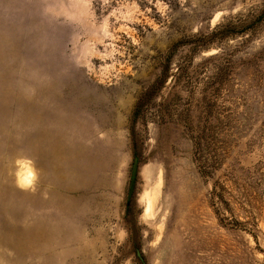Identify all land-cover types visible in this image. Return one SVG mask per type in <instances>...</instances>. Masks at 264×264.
<instances>
[{
    "label": "rangeland",
    "instance_id": "rangeland-1",
    "mask_svg": "<svg viewBox=\"0 0 264 264\" xmlns=\"http://www.w3.org/2000/svg\"><path fill=\"white\" fill-rule=\"evenodd\" d=\"M144 263L264 264V0H0V264Z\"/></svg>",
    "mask_w": 264,
    "mask_h": 264
},
{
    "label": "water",
    "instance_id": "water-1",
    "mask_svg": "<svg viewBox=\"0 0 264 264\" xmlns=\"http://www.w3.org/2000/svg\"><path fill=\"white\" fill-rule=\"evenodd\" d=\"M138 170H139V159L136 157L134 159V163H133V167H132V178H131L130 191H129V195H128L129 200L132 198V196L135 192ZM137 256L140 258V260L142 262H144V259H143L141 252L139 250L137 251Z\"/></svg>",
    "mask_w": 264,
    "mask_h": 264
},
{
    "label": "bare ground",
    "instance_id": "bare-ground-1",
    "mask_svg": "<svg viewBox=\"0 0 264 264\" xmlns=\"http://www.w3.org/2000/svg\"><path fill=\"white\" fill-rule=\"evenodd\" d=\"M27 178L28 177L23 176L22 180L27 179ZM27 182H29V181H27ZM27 182H26L25 186H27ZM153 209H154V199L152 197H148L147 198V203H146V210H145V213H144L145 216L150 217L152 215V213H153Z\"/></svg>",
    "mask_w": 264,
    "mask_h": 264
}]
</instances>
